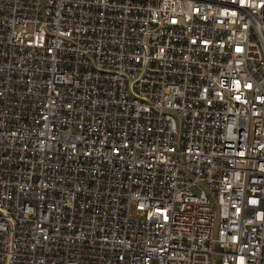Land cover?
Masks as SVG:
<instances>
[{"label": "built area", "instance_id": "built-area-1", "mask_svg": "<svg viewBox=\"0 0 264 264\" xmlns=\"http://www.w3.org/2000/svg\"><path fill=\"white\" fill-rule=\"evenodd\" d=\"M0 264H264V0H0Z\"/></svg>", "mask_w": 264, "mask_h": 264}]
</instances>
